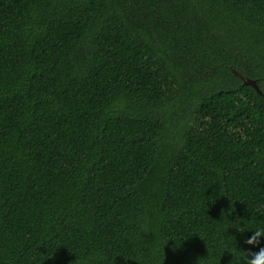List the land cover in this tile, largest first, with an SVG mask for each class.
<instances>
[{
  "label": "trees",
  "instance_id": "16d2710c",
  "mask_svg": "<svg viewBox=\"0 0 264 264\" xmlns=\"http://www.w3.org/2000/svg\"><path fill=\"white\" fill-rule=\"evenodd\" d=\"M261 227L264 0H0V264H245Z\"/></svg>",
  "mask_w": 264,
  "mask_h": 264
},
{
  "label": "clouds",
  "instance_id": "9594fccd",
  "mask_svg": "<svg viewBox=\"0 0 264 264\" xmlns=\"http://www.w3.org/2000/svg\"><path fill=\"white\" fill-rule=\"evenodd\" d=\"M264 239V227L257 228L251 231V235L245 240V243L250 247L247 251V259L245 264H264V247H260ZM251 248H256V251H251ZM235 255V252H231Z\"/></svg>",
  "mask_w": 264,
  "mask_h": 264
},
{
  "label": "water",
  "instance_id": "95a60500",
  "mask_svg": "<svg viewBox=\"0 0 264 264\" xmlns=\"http://www.w3.org/2000/svg\"><path fill=\"white\" fill-rule=\"evenodd\" d=\"M234 72H235L237 75L241 76L242 79H244V83H245V84H247V85H251V86L255 87V88L257 89V91L261 93V90H260V88H259L258 83H257L256 80L251 79V78H247V79H246V78H245L244 76H242L239 72H237V71H235V70H234Z\"/></svg>",
  "mask_w": 264,
  "mask_h": 264
}]
</instances>
